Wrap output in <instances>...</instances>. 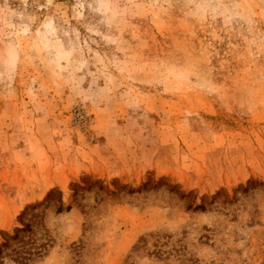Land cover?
<instances>
[{
	"label": "rangeland",
	"instance_id": "374dc122",
	"mask_svg": "<svg viewBox=\"0 0 264 264\" xmlns=\"http://www.w3.org/2000/svg\"><path fill=\"white\" fill-rule=\"evenodd\" d=\"M0 264H264V0H0Z\"/></svg>",
	"mask_w": 264,
	"mask_h": 264
},
{
	"label": "trees",
	"instance_id": "16d2710c",
	"mask_svg": "<svg viewBox=\"0 0 264 264\" xmlns=\"http://www.w3.org/2000/svg\"><path fill=\"white\" fill-rule=\"evenodd\" d=\"M196 208H201V209H203L204 206H203V205H197Z\"/></svg>",
	"mask_w": 264,
	"mask_h": 264
}]
</instances>
